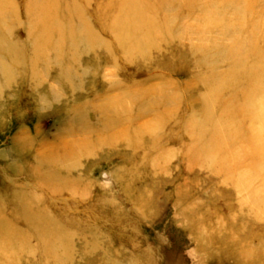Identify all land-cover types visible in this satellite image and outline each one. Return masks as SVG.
I'll list each match as a JSON object with an SVG mask.
<instances>
[{
	"label": "rangeland",
	"instance_id": "rangeland-1",
	"mask_svg": "<svg viewBox=\"0 0 264 264\" xmlns=\"http://www.w3.org/2000/svg\"><path fill=\"white\" fill-rule=\"evenodd\" d=\"M251 1L247 13L244 0L228 7L214 28L202 22V1L139 0L149 20L167 27L147 59L127 61L112 45L122 0H88L100 44L79 48L74 63L66 43L32 67L26 30L6 32L25 62L7 82L0 77V191L27 192L32 214L72 223L55 246L57 263L38 252L42 245L15 244L6 245L16 253L7 264H264V98L241 72L264 68V0ZM1 17L6 30L15 27L10 14ZM222 76L230 87L220 101L241 106L249 94L251 106L228 147L211 151L210 139L199 143L182 128L197 120L206 82ZM48 177L67 189L41 185ZM3 205L0 197V222L10 218L9 229L26 233L21 213Z\"/></svg>",
	"mask_w": 264,
	"mask_h": 264
},
{
	"label": "bare ground",
	"instance_id": "bare-ground-1",
	"mask_svg": "<svg viewBox=\"0 0 264 264\" xmlns=\"http://www.w3.org/2000/svg\"><path fill=\"white\" fill-rule=\"evenodd\" d=\"M166 1L170 2L174 0ZM192 1H202L203 3H205V7L203 8V11L200 15L202 20H204L202 22L207 24L208 27L214 28H220L221 24L223 25L225 21L222 20L223 16L221 15L226 11L228 7H235L234 4H236V2L240 3V0H223L226 1L225 3H227V5L224 3L223 6L220 8L217 7L218 0H183L185 4H188ZM244 1L247 2V7H245L244 13H247L250 11L248 2L251 5L252 1ZM6 2L8 1L5 0L4 3L0 2V77H2L5 82H7L6 80H8L13 75V69L16 64L18 66L19 61L25 62V60L21 56L20 48H18L16 44L12 43L7 37L9 33L6 34V32L8 31H11L12 33L20 29L26 30V34L28 36L27 41L30 43L28 44V46L31 47L32 54V57H30L28 63L32 67L34 65L35 67L37 65L39 66L40 62H42L43 60V55L46 53L45 51H47V49L53 50V48H60L58 49V51H61V48L66 49L65 44L67 43V58L68 60L70 59L74 63V59L76 58L75 56L79 48L83 47L84 49L86 47L87 49H90L91 46H97L98 44H100V41L97 40V38L93 34L94 32H92L93 30L91 26H89L90 20H88L86 17L87 9L85 7L87 6L86 4L88 0H27V2L21 7L15 5L13 3V0L12 3ZM6 13L10 14V16H12L15 20V22H13L15 27H11L10 29L8 28V30H6L7 27H3L6 25V23L4 22V20H2L1 17V15H4ZM89 16H91V14ZM61 19H65L64 21L67 22V27L64 28L63 25L60 24ZM211 20L213 21L211 22ZM112 21L113 22L109 25V32L112 37V45L113 47H116L118 49V51L122 54L123 58H125L127 61H131L136 58L144 59L147 57V55H150L152 50L157 49V42H155L156 35H165L167 29V27H165L166 25L158 26L157 24L148 19L147 14H144V7L139 2V0H122V7L119 10L117 18ZM78 31H82L80 34L81 36L77 33ZM53 38H55V40ZM30 40H33V42H30ZM79 41L83 42V44L77 45V42L79 43ZM248 43L252 44L251 39ZM245 45L250 46L246 43ZM108 46H105V49L109 48ZM243 47L244 44L236 45L237 49H242ZM250 51L251 53L253 52L252 50ZM243 52H246V50H244ZM46 57H44V59H46ZM246 58L250 59V56ZM6 59L12 61L11 65H8V63H6ZM251 60L253 61V56H251ZM241 69V72L246 73V75L248 76L244 78V81L255 87V89L264 98V88L262 86L264 84V82L262 83V80L264 79V68L262 71H253L249 68L244 67ZM69 72L71 71L69 70ZM224 79L225 77L222 76L220 78H212L206 82V85H204V87L206 88L203 92L204 94H202L201 97L202 105L197 113V120H187L188 126L182 128V130H185L187 132H195L197 135V141L199 143H205V139H210V144L208 143L205 147H209L211 151H214L217 145L225 149L228 147L230 139L235 136V128L240 127V119H238V116L243 117L244 115H246L249 106H251L250 100L252 98L249 94L241 95L242 99L244 100V104H242L241 106H233V104L229 102L227 104H223V102L220 101V95L222 92H224V90L230 87V85L227 83L225 86L221 84L223 83L222 81H224ZM129 98L130 97H128L127 99L130 101V99L132 98ZM217 104H219V106ZM112 106H114V103H112ZM125 107L128 108V106ZM215 107L217 108L216 110H219V116L217 115L218 117H214L212 114L213 109ZM116 111H114L113 113H115ZM126 113L127 112H125V114ZM172 114V112H164V117H172ZM176 124L177 125H175L174 123V126H177L179 128L178 123ZM106 127L109 126L106 125ZM148 130L151 131L150 125H146L143 129V132L145 133ZM83 142L81 141L77 144L75 143V145L73 144V146L71 145L69 147L70 152H66L65 157L67 158V156L74 155L75 152L73 151L75 148L77 149L85 147ZM205 147L202 150L207 151ZM38 170L39 169L37 168V172ZM43 179L44 180L41 181V185L47 183L48 187L59 188L60 190L61 188H64L65 190L67 189L66 185L63 184L62 187L61 184H58L59 181L51 179V177L46 178V181L45 178ZM0 197L2 204H5L3 205V208L5 210L11 209V211L13 210L14 213H21L20 216L25 218V222L27 225L25 228L27 229V231L26 233H24L17 232L15 231V229H9L7 227L8 224H11L10 218H5L4 220H2L3 222L1 221L2 223L0 222V264H7V259L15 256L16 253L12 250L9 251L6 246L13 245L15 247V244L16 248L19 247L21 248V250H24V248L28 247L31 248L33 244L35 246V249L38 246L42 245L43 248H40L38 252L46 255L45 257L49 258L53 263H57V261L55 260H57L58 257L55 256L54 253L55 246L65 243V237H67L66 235L68 234H65L63 231L66 230L65 227L67 226L68 233V229L72 227V223L70 222V225L68 223L65 224L61 221H58V218H48L45 214H32L30 210H32L31 204L34 203V200L30 197L29 194H27V192L18 190L16 188L10 189L9 187H4V190L0 191ZM24 235L32 239L36 238L37 241H32V239L31 241L26 240ZM51 237L58 240L53 241L51 243V241L47 240ZM1 244H3L2 247Z\"/></svg>",
	"mask_w": 264,
	"mask_h": 264
}]
</instances>
